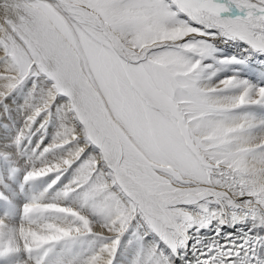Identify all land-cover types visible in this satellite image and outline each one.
<instances>
[{
  "label": "snow or ice",
  "instance_id": "1",
  "mask_svg": "<svg viewBox=\"0 0 264 264\" xmlns=\"http://www.w3.org/2000/svg\"><path fill=\"white\" fill-rule=\"evenodd\" d=\"M230 42L243 59L215 55ZM256 59L264 0H0V104L32 82L10 142L0 114V149L19 154L53 108L60 121L18 192L22 169L0 171V264H264V85L202 83L206 61Z\"/></svg>",
  "mask_w": 264,
  "mask_h": 264
},
{
  "label": "bare ground",
  "instance_id": "2",
  "mask_svg": "<svg viewBox=\"0 0 264 264\" xmlns=\"http://www.w3.org/2000/svg\"><path fill=\"white\" fill-rule=\"evenodd\" d=\"M216 47L218 49V51L215 53V55L217 57L238 56L239 58L243 59V56L245 55L239 49L232 46L231 42L227 45L217 44ZM206 63H213L214 67L212 69H209L208 72L205 73V76H207L211 71H215L216 69H219V71L217 72V75L212 78L211 81L204 80V81H202V83L214 84L216 82V80H218V79H223L226 76L238 74L242 79H248V80H251L253 83H260V84L264 85V78H262V76H264V72L260 71V69H264V64H261L259 59H256L254 64L251 61L247 64H230V65H220V64L214 63L213 61H206ZM29 90H30V88H28L26 85L25 86L22 85L21 87L17 88L14 91V93H12L4 101V103L5 102L9 103V106L11 109L10 110V116H12L13 120L16 121V127L14 124H12V127H15V132L13 131L14 136L16 135L17 130L23 124L24 115L26 114V112L28 110H30V109H24L23 112L21 110V106L25 105L26 99L28 98ZM11 98H12V100L9 102V100ZM58 99L62 101L64 98H58ZM31 102L34 104L36 101L33 99ZM5 111L6 110L2 109V111H0V114H3ZM254 111H257L258 113L264 112V110H259V109L254 110ZM59 124H60V121L55 114V108H53V115H52L49 123L46 126V130L42 129V130L37 131L35 129L39 125V121H38L37 125L34 126V129L36 131L33 129V131H35V134L32 135L31 139H30V141H31L32 139L35 138L36 142L32 143L30 148L29 147L27 148V146L29 144L27 145L26 143H24L27 146L22 148L21 151L23 153H25L27 156H24L21 152H19V154H18L17 151L14 153L15 146H12L9 149H0V151H9L11 153V156L13 157V161H11V160H8V161L10 163H12L13 166L19 167L20 169H22V171L18 174L16 181L14 183L9 182V183H12L13 188L17 192H18V185H19L18 179H21L22 174H24L23 170L26 168H29L33 165H35L37 167L41 166V161L39 159H37V156L39 155V152H41L43 150L44 147L48 146L49 144H51L53 142V138H54L55 133L58 130ZM40 131H41V133H40ZM6 137H7V135H6ZM13 137H11V138H13ZM41 138H43L42 143H41ZM7 141H9V140H7ZM37 144H39L40 147L38 149H36V153L34 154L32 150L34 148H36ZM65 154H66V150L57 149V150H54L53 152L45 154L44 159L55 161V160L59 159L60 157L64 156ZM25 157L28 158L29 164L25 163V159H26ZM82 159H83V157H82ZM78 163L79 162H77V164H74L71 169H68V171L65 172L63 176H61L60 181H58L57 184L52 189L49 190V192H48L49 197L54 196L55 193L59 189H61L64 184L68 183V181L72 177L73 172H74L75 168L77 167ZM42 178L39 179V180H43L42 182H39L38 180H36V184L25 186L24 193L21 195H18L16 197L17 202L23 203L26 195L30 197L33 194H39L41 191H43L51 183V181L55 178V175L53 174L50 176H44ZM65 203H68V201H65ZM121 250H126L129 253L132 250V246L128 245L127 237H125V239L122 240V242H121ZM120 259H121V256H120V252L118 251L117 261H119ZM177 264H180V262L177 261Z\"/></svg>",
  "mask_w": 264,
  "mask_h": 264
},
{
  "label": "rangeland",
  "instance_id": "3",
  "mask_svg": "<svg viewBox=\"0 0 264 264\" xmlns=\"http://www.w3.org/2000/svg\"><path fill=\"white\" fill-rule=\"evenodd\" d=\"M27 86L28 88H30L31 89V87H32V82L29 80L28 82H26L23 86ZM12 93H14V91L12 92ZM11 93V94H12ZM12 100V98L9 100V102ZM3 107V108H2ZM0 111H2V109H4V110H6L2 115L4 116V117H7V120H8V123H7V126L5 127V132H6V135H7V137H6V139L7 140H9V142L11 141V137H13L14 136V132H15V127H16V121L15 120H13V117L12 116H10V106H9V103L8 102H5V103H3V105L2 104H0ZM22 114V113H21ZM9 124V125H8ZM12 124H14L15 125V127H12ZM14 128V129H13ZM36 129V128H35ZM34 129V130H35ZM14 131V132H13ZM36 131V130H35ZM35 131H34V133H35ZM39 133V132H38ZM40 133H41V131H40ZM31 139V138H30ZM33 140V141H32ZM31 141H30V143H29V141L27 142V140L24 142V143H26L29 147H31V144L32 143H35L36 142V139L34 138V139H32ZM35 140V141H34ZM26 144H24V145H21V147L22 148H24V147H26L27 145ZM16 151H15V148H14V153H15ZM13 153V154H14ZM14 156V155H13ZM9 160H11V161H13V157L11 156L10 157V159ZM8 161V160H7ZM43 179V178H42ZM43 180H41V181H39V182H42Z\"/></svg>",
  "mask_w": 264,
  "mask_h": 264
}]
</instances>
